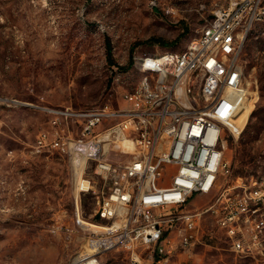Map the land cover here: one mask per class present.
Masks as SVG:
<instances>
[{"label": "rangeland", "instance_id": "1", "mask_svg": "<svg viewBox=\"0 0 264 264\" xmlns=\"http://www.w3.org/2000/svg\"><path fill=\"white\" fill-rule=\"evenodd\" d=\"M234 1L0 0V264H70L97 220L96 194L83 193L68 157L33 152L39 132L50 126L45 108L120 104L121 93L142 77L135 55L185 49ZM241 60L252 112L226 158L235 176L248 177L264 153V20L247 33ZM93 170L88 166L85 179H97ZM209 199L195 196L188 208ZM56 226L71 231L54 232ZM201 236L180 264H264V257L237 256L210 216ZM129 256L114 249L102 260L128 264Z\"/></svg>", "mask_w": 264, "mask_h": 264}, {"label": "built area", "instance_id": "2", "mask_svg": "<svg viewBox=\"0 0 264 264\" xmlns=\"http://www.w3.org/2000/svg\"><path fill=\"white\" fill-rule=\"evenodd\" d=\"M261 20L264 0H235L203 27L192 51L155 65L141 92L125 89L120 104L45 108L50 126L39 132L33 152L68 157L83 193L97 197L96 228L70 264H104L102 256L114 249L129 253L128 264H180L184 251L203 242L205 216L237 256L264 257V153L254 187H247V176L234 175L226 158L231 138L245 126L238 129L237 121L247 99L246 32ZM226 27H233V37H226ZM91 165L96 180L85 179ZM195 196L210 202L188 208ZM248 203L255 212L241 218ZM81 212L76 199L78 225ZM60 230L71 231L53 228ZM240 237L248 244L234 248Z\"/></svg>", "mask_w": 264, "mask_h": 264}, {"label": "bare ground", "instance_id": "3", "mask_svg": "<svg viewBox=\"0 0 264 264\" xmlns=\"http://www.w3.org/2000/svg\"><path fill=\"white\" fill-rule=\"evenodd\" d=\"M248 32H246L247 35ZM226 37H233V27H226ZM200 42V38L191 42L185 49L182 50H165L163 52L155 54H139L134 56V66L142 74V77L132 88L134 92H141L142 86L148 77L152 73V69H155V65H165L167 61L171 59L182 58L184 54H188L189 51H192L196 43ZM242 71L244 72V66L242 64ZM96 109H105V107H96ZM251 104L245 99L243 108L241 109L239 119L237 121L238 129H242L243 126L247 123L248 119L251 116ZM236 125V126H237ZM262 162L264 163V158L262 157ZM259 178H264V168L259 169ZM255 175L247 177V187H254ZM255 212V203H248L242 207L241 218H248ZM85 221L81 220V223ZM91 227H95V223L90 224ZM241 244H248V237H240V240H234V248H241ZM79 259H75L77 262Z\"/></svg>", "mask_w": 264, "mask_h": 264}]
</instances>
